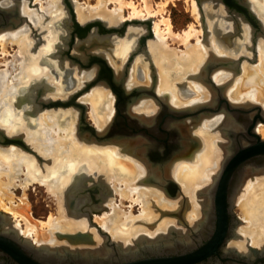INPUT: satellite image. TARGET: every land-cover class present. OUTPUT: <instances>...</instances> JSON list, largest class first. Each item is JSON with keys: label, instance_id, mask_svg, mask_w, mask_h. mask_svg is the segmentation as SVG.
Returning <instances> with one entry per match:
<instances>
[{"label": "rangeland", "instance_id": "374dc122", "mask_svg": "<svg viewBox=\"0 0 264 264\" xmlns=\"http://www.w3.org/2000/svg\"><path fill=\"white\" fill-rule=\"evenodd\" d=\"M11 1L6 0L4 4L7 2L11 3ZM20 1H21V7L24 6L25 9H27V11L29 12L33 11L34 20L32 18V13L30 12L31 16H29L28 14L29 12H28L25 15L28 17L29 23L24 22V25L21 26V28H19V29H23L24 27L27 30V32L30 33V35L28 34L27 36L26 34V37L24 36V38H26L25 41L27 44L25 45L24 48H21L20 42L9 41L8 43L5 44L6 46L4 48L6 49H4L3 44L0 41V71L7 73L6 80H5L6 86L13 85L14 88H16L17 86L19 87V85L25 86L26 84L25 82H27L26 81L27 79L24 77L22 80H17L18 78L16 77L21 67V63H22L21 57H23L20 51L25 52L24 51L25 48L28 47L29 45L31 46L30 42L32 43L33 39L34 41H36L37 39L36 32H41V34L43 35L49 31L48 35L45 34V38L48 39V45L44 46L40 50L38 58L33 57L34 56V53H33L34 50H32L33 46L29 49H26V56L28 60L27 61L28 65H27V70H26V74L28 75L27 77H30V78L33 77L35 79V82H37V80H39L41 83L45 82L44 84L45 91L43 92L42 97H47L50 100H63V101L67 100L68 101L71 99L73 95L76 96L75 101L85 105L86 122L90 125L95 126L96 128H99V129L104 128V126H106V124L109 123L113 117V114L115 112V107H116L115 100H117L116 95L112 92L109 86H106L104 82H100L97 84L94 83L90 85L89 87H87L86 83L90 82L93 79L94 75L92 74V72H88V68H82V67L80 68V66H74L75 75L79 78L80 82L77 79L76 83L74 82V84H71L72 86H69L68 84L65 83V79H64L65 72L64 70L61 69V66L64 63L63 62L64 59H68L70 61L71 58L68 57L66 54H63L65 58L60 59V56L57 54L58 52L57 49H58L59 44H61L64 49L68 48V44L67 43L64 44V38H68L69 36L68 29L66 28V25L63 22V20L67 18V15H68V9L66 7L64 0H20ZM70 1H71V5L73 9L75 10L76 18L79 22H81V24L89 20L100 18L102 20H105L107 24L111 25V24H116L118 22H121L123 20H132L134 18L133 14L131 13L133 10V5L136 6L137 10H144L146 12L145 3L148 2L149 0L147 1L146 0H123V1H120V0H110V1L108 0H70ZM120 2L121 3L125 2V3H123L124 4L123 5ZM129 2H131V4ZM149 2L152 6V11H154L153 14L145 13L143 16H140L138 18L141 20H144V19H149V17L152 16V18L150 17L149 20L150 21L152 20L151 23L152 25H154L152 26V28L154 29L153 33H154L155 38L153 40H149L147 44V50H148L147 54H150L149 59H151V62L155 68V71L152 70L151 67L150 69L151 71H153V74L156 75L154 76L156 78L155 88H157L160 82H162V78H164V71L166 73L168 72L171 74L170 80L172 83L173 82L174 83L172 85L173 87L167 86L168 87L167 89L170 90V95L169 96L166 95V96L169 102L173 103L174 96L175 98L179 96L177 91L179 90L178 92H182L183 87H184V90L189 91L190 89H192L194 93H196V88L192 85L194 84L196 80L195 78L193 79V82L191 83L188 82L189 84L186 83L184 80L183 82L185 84H183V87L181 88L178 85H176L179 79L181 78V76L182 77L184 76V78L182 79H186V80L191 79V78L190 79L187 78L188 75H191L192 72H194L193 68L190 67V64L192 63L191 58L194 55H200V54L205 56L206 53L207 54L209 53L208 48H212V46L216 48V46L212 44H208L207 42L204 41L206 40V37L209 35V33L207 31L208 29H206L205 31V29L203 28V23H202L203 18L201 19V13L198 8L199 5L197 3V0H150ZM194 2L197 5V10L199 14L198 17H196V12L194 11V5H193ZM160 3H165L164 12L163 10L161 12L158 11L159 6H156V5H159ZM257 3L260 5L261 1L257 0ZM101 5H103L102 8H101ZM47 7L49 8L48 11L46 10ZM161 17L162 18L169 17L172 23L174 34L170 35V33H168L165 29L164 31L161 30L164 35L162 36L161 41H160V38L158 39L159 33L158 32L156 33L157 31L156 22L159 23L162 19ZM250 25H246L244 27V36L243 35L241 37L235 36L234 38L231 39L232 44L229 41H226V42L224 41L225 43L224 46H226L230 51H232L234 56H238L240 54V51L242 52L245 51L248 54L249 53L251 54V59H245L242 63V71H241L240 77H243L244 75L248 74L247 72H244L246 69L249 72L252 67L257 66L258 64L256 63H258L261 57L259 55L260 53L258 52V50L255 49L254 51L252 47L249 48L250 50L249 49L246 50L247 46L245 45V43L242 42V41H247V40L249 42L250 40H252L251 38L253 37V32H252L253 27L252 25L250 27ZM190 26H194V28L197 29L199 32H197L196 34L195 32L192 33L193 36L190 37L186 41L180 40L182 39L180 38L181 36H178L176 34H180V33L183 34L185 31L190 29ZM163 28H165V25L164 23H161L160 29H163ZM16 30H18V28L15 30H7V31L13 32ZM5 31L6 30L2 32H5ZM129 35L130 34L127 32L126 36L128 37ZM242 37H244V39L240 40ZM239 41H241V43H239ZM111 42H112V45L115 46L116 42L118 41L114 39ZM125 43L121 44V47H125V51H126L128 47H126ZM51 44L54 45L53 48H51ZM97 46L100 47L99 45ZM37 47H39L40 49L41 43H39L36 47H33V48L36 50ZM93 48L88 49L87 51L90 52L92 50H96ZM102 48L105 49L104 47ZM51 50L53 51L52 53H51ZM237 50H240L239 53L237 52ZM70 51L72 55H80L82 53V51H80L77 48L75 49L71 48ZM96 51H98V48ZM111 52H113V54ZM114 54L119 55L118 47H116V49L114 48V50L105 54V57L107 56L111 65L117 68V61L113 60ZM216 54L222 55L223 53L216 51ZM228 54H231V53H228ZM141 57L143 56H138L137 60L138 61L140 60L144 63ZM143 58L147 59L145 57ZM32 63H35V64H32ZM262 63L263 65L260 64L259 68H261V65H262V70L264 72V59ZM146 67L149 68L148 65ZM217 71L218 72L215 75V79H216V76L220 74V71L225 72L228 78V79L226 78V84H228V86L233 84L232 87L235 88L236 90L238 88L242 89L241 85L237 84L240 77L238 78L236 76V75H239L240 71L239 73L235 72L233 67H226L222 70H217ZM216 80L217 82L224 81V80H219V79H216ZM196 82L200 83V85L207 88V86H205L203 81L196 80ZM252 85H256L253 87L255 88V91L259 93L260 98L258 99L253 96L252 100L248 99L249 101H247V99H245L246 102H258L264 107V95H263L264 92L262 93V90H261V88L263 89L262 86H264V82L261 83L262 85L260 86L261 88L258 86V84H252ZM47 86H49L50 90L48 89ZM63 87H64V90L62 91ZM98 88H100V90L102 91L103 89L107 90V92L109 93V97H110L109 98L110 101L108 99L109 104L107 101L106 103H103L101 105L102 107L101 106L98 107V109L100 110V116L103 117L102 119L104 122L101 126H98L96 124L91 114L92 107L94 105L95 107H97L96 106L97 103L95 102V100L97 99L95 98L94 94ZM173 88L177 89L175 90L176 91L175 94L173 92ZM108 89L110 91H108ZM184 93L186 94L187 92L184 91ZM195 95L197 94H194L193 96ZM142 99H139V100H142ZM179 99L182 100V97ZM202 99L204 98L195 97V98L184 100V101L195 102L198 100L200 101ZM20 101L21 102H18V108L16 109L18 114H16L15 116L14 115L15 111H12V113L10 114L13 116V118L12 119L9 118L8 120V121L16 122V126L13 125L14 128L11 127V129H9L8 131L12 132L13 129H16L15 131H18L19 129L21 131L23 130L25 132L23 139H25L27 144L31 145V148L32 147L33 148L29 151L19 144H10V145L0 144V155L1 156H3L4 153H16V154L20 153V159L19 161H17V163H15L16 166L13 167L12 169H9L8 172H7L8 168L3 170L0 165V182L2 184L0 185V188L2 189V191L0 190V210L6 211L7 214L12 216V218H14V220L17 221L16 224L22 223L21 227L24 229V232H26V228H27L25 219L22 217V215L18 213L16 214L14 213L19 212L27 216L32 221L35 228L27 231L26 234L32 233L34 238L36 236L35 240L37 242H51V237H50L51 235L49 233L50 226L47 224V222L49 221L52 215L54 216V218H61L62 222L66 221L65 218L70 217L69 215H67V212H65V209H64L67 207L66 209L70 213L68 206H66L67 201L62 200V197H63V193L65 194L64 192L65 188L67 186L69 187V184H71L74 178L76 176H79V174H81L82 176L89 175L88 177L93 176V178H96L97 176L96 174H98V176L104 175V177L106 178L105 181H106L109 192H106L105 189L104 191L102 189V191L107 193L106 194L107 200H105L104 203H106L108 207L104 208L103 210H101L100 213L96 214L95 216H98V217L96 218L94 216V220L104 230L108 231L109 234L113 238H115V236H119L120 238L125 239L124 237H122V235L126 234L127 231H133L134 235L131 238H129L130 240L128 239L129 240L128 242L123 241V245L126 243L127 244L133 243L134 238H136L135 236H137L136 235L137 233L139 232H140L139 234H141L142 232L150 233V231L157 228L158 225L160 226L162 219H163L161 218L162 216L161 214L163 213L162 210L163 209L170 210L174 207H170L166 204V201L164 200V198L166 197L168 199L169 197L164 195L165 193L162 192V190H160L159 188H156L157 186H155V184L152 185L151 182L148 183L147 180L144 178L141 179V177L145 176V174L141 175L142 169L141 167L137 166L138 164L137 162H140L137 157H135L134 155H130L126 151H123L122 146H119V144L117 143H103V142H93L90 140H86L84 138V135L81 134V130H80V109L72 104H69L66 106L59 105L56 107L51 106L50 108H47V107L40 108L41 105L37 106L36 104H34V107L32 106L31 108H29V105L23 101V98H21ZM246 102L243 104H246ZM184 105L185 104L180 103L177 106L182 107ZM105 107L107 108V110H105ZM110 109L112 110L111 112H110ZM3 110H4V107L2 104H0V111L3 112ZM3 116L4 115L0 116V118H2ZM211 122H212V119L206 118L204 120V123L200 125L199 130H194V131L191 130L192 133L190 136L187 135L185 132H183L185 133L184 135L185 136L184 137L185 150L183 149L184 158L182 157L183 158L182 160H175L174 162H172L170 166V170H169L170 175L177 182H179L181 188H183L182 183L176 177L177 168L180 165H186V170L187 169L190 170V166L195 167L197 164L199 163L201 164L203 153L209 149V146L213 143V140L218 135L215 133L216 129L213 126L210 127ZM262 126H264V122H259V124L256 127V131L260 134L261 137L264 136V134H262L260 130ZM28 131L29 133L33 134L36 137V141L41 140L42 138L49 139V137H51L52 139L50 141L51 148L53 147L54 150L51 149V151H41V152L37 151V148L35 147L37 146V144L35 143L31 144L30 140L29 141L27 140ZM195 134H197L196 136L199 139L200 146L198 150L195 153H193L196 147L195 146L193 147L194 142H191V140L195 138ZM191 136L193 138H191ZM61 141H64L69 146L68 150L66 149L67 154L69 155V158H78L79 160L77 161V163H81V164L84 163L83 165L86 164L85 161H89L90 163H93V165L95 166L94 167L95 171L90 170L89 172L88 171L85 172V171L79 170V172H77L78 174L76 173V175H73L74 174L73 170H71L69 167L68 169L61 168L59 165L61 162L59 159V156L55 154L56 151H60V150L66 151L64 150V148L60 147ZM217 142L219 141L217 140ZM217 146L219 147V149L221 148L218 144ZM73 148L77 149L75 153L72 152ZM109 148H111L112 150ZM222 153L223 152L221 150L220 158H223ZM110 155H112L114 159L117 158L118 162L116 163L112 159L114 161L112 163L111 158L109 157ZM191 155L192 157H190ZM63 159L64 157L62 158V161H64ZM176 159H181V158H176ZM123 160H125V162ZM218 166L219 164L215 166L213 165V167L211 168L212 170L215 171L217 170ZM62 173H64V176L60 178ZM72 175L75 177H72ZM257 178L258 177H256V179L250 178L249 183H246V186L243 189L244 191L243 193L248 192L252 195H256L260 191H264V179L260 180ZM61 179H62V182L65 179L64 186L61 187V189H57V191L53 190L52 188L50 190L49 185L52 182H60ZM87 182L88 184L93 183L91 180H87ZM129 183H131V186L133 185L137 186L139 184L142 188L145 187L146 189H150L151 193H153L154 196L151 197V199L153 200H151L149 204L148 212L143 213L144 212L143 205L139 200H137L138 196L135 193H132L130 190H128L129 188L125 187V186H129ZM120 188L121 189L124 188L123 194L121 193L122 191ZM161 194L163 195V197ZM5 195L7 197L10 196V199H8ZM245 196L244 194L239 196L240 199L236 201V204L234 205V208H233L235 214L241 220L239 224V228H238L239 232L242 233L244 236L243 242H238V243H245L247 240H250L253 244L259 245V244L264 243V239L254 240L252 233L255 232V230L258 231L260 229H264V225L259 224L257 226L254 224L253 220L251 219L252 216L255 213H257L258 211L257 208H255L251 204H250L251 209L246 208L244 210L243 207H241V204L244 207H247L249 205V203H245L243 201L245 200L244 198ZM158 197L159 199L163 198L162 201H159ZM3 200L7 204L8 207L9 206L11 207L9 209H11L14 213L11 210H10L11 212H9V209L2 208L3 203H4ZM71 211L74 212L73 210ZM109 215L113 216V220L109 221V225L101 222L100 219H105ZM167 217L172 218L171 216H165L164 218H167ZM74 219L76 220V218ZM87 227L89 228L88 224H87ZM59 228L57 229L61 231L68 230V229H63V227H59ZM35 232L38 233V235H34L36 234ZM153 232L154 231H152L151 233ZM94 235L96 236V240L99 239V241L101 242L104 241L103 238L98 236L96 232H94ZM37 236L39 237L38 240H37ZM53 236H55L56 238V234H53ZM56 239L59 242V239L58 238Z\"/></svg>", "mask_w": 264, "mask_h": 264}, {"label": "flooded vegetation", "instance_id": "af4514ba", "mask_svg": "<svg viewBox=\"0 0 264 264\" xmlns=\"http://www.w3.org/2000/svg\"><path fill=\"white\" fill-rule=\"evenodd\" d=\"M227 3H229V6L225 5L222 2L216 4L215 2L212 1H206V2L204 1L202 5V9H200V6L198 7L201 13V19L203 18L204 20V22H202L203 28L205 29V31L206 29H208L207 31L209 33V35L206 37V40L204 41L210 44L214 37L213 34L217 32L219 33L218 36L222 38L225 42L226 41L231 42L232 41L231 39L234 38L235 36L236 37L239 36L241 37L242 35L244 36V27L250 24L253 27L252 29L253 37L251 39L255 40V36L261 33V30H259L261 19L259 18L258 14L255 12L253 6L251 5V0H229ZM246 9L249 10L248 14L250 16H248L247 11L245 12ZM209 13L211 15L213 13L214 14L212 15V17H210ZM225 18L228 20V23L227 21L224 22V20H226ZM213 19L216 20L213 21ZM84 23L85 22H83L82 24ZM254 23H257L256 26ZM116 24H111V25H116ZM211 24H214L215 27H209V25ZM23 25L24 23L18 26L17 28L19 29ZM138 25L144 26L146 30L142 32V34L138 35L136 41L133 38H131L130 42H127L126 40L128 39L129 36H131V33L134 31L135 28H137ZM66 28L68 29L69 36L68 38H64V44L67 43L68 48L64 49L62 45L59 44L57 51H59V53L61 52L60 55L63 58H65L63 54L67 55V52L71 54L70 51L71 48L73 49L77 48L80 51H82V53L80 55L71 54V56L74 57L73 60L71 59L69 61L68 59H64L63 62L66 65L63 63L62 65L63 67L61 66V69L64 70L65 72L64 77L65 78L67 77V71L65 70L66 67H72L73 69L75 68L74 66H80V68L81 67L88 68V72H92L94 75L93 79L90 82H94V81H97V83L104 82L105 85L109 86V88L117 97V100H115L116 109L113 114L112 120H115V118L118 119V117L120 121L124 122V120H126L127 126L129 127L128 132L130 133V135L138 136L137 138L135 137V139L133 140H127V142H125L126 140L122 139L121 141L123 142V145L122 144L120 145V143H117V140L115 139L119 137L99 139L88 130L86 124L80 123L81 134L84 135V138L86 140H90L93 142H103V143H117L119 144V146H122L123 151H126L130 155H134L135 157H137L138 160H141L145 164V166L147 167L152 166L154 168L161 169L162 172H164V170L166 171L168 168H169L168 170H170L171 165L169 164H172V162H174L175 160H182L184 158L183 151L185 150V148L182 143L185 140L184 139L185 133L189 135V133L190 134L192 133L191 130L192 131L199 130L200 125L204 123V120L206 118L214 119L219 117V115H226L227 113H231L234 117L233 120L236 121V124H239L238 132L236 131V133H232V132L229 133L230 135L229 139L231 141V151L230 153H227L225 156H223V158H221L217 170H215L214 173L212 174V176L214 175L213 177H215L214 179L215 181H213L211 188L209 190V194L211 193V190L213 191L211 198L208 196L211 202L206 207H203L202 219H200L199 222L194 227H191V229L188 231L187 234L186 233L179 234L176 232L175 229H172L171 233L169 234V237H164V238L162 237V239H160L159 244L147 243L145 245L143 244L139 246L138 243L136 247L134 245L133 247H130V249L131 248L134 249L133 251H131L130 249L127 250L123 248L122 245H119L121 242H117L109 234L108 231L104 230L94 220V216L100 213L101 210L104 209L103 208L100 211L97 210L99 207H101V205L106 204L104 203V201L107 200L106 192L109 191L108 188H105L106 192H103L101 190L100 194H98L99 191H96L97 190L96 187H98V185L96 184L97 182H93L92 180L93 183L86 185L83 184L82 186L86 187V189L92 188L93 192L94 191L95 192L93 193L89 191V195H90L88 200L89 203L87 205L81 203L82 206L79 207L82 208L85 213L89 229L88 230L79 229L70 232L64 231V232L56 233V238L57 237L60 238L59 236L60 233L71 234L68 240H70L71 238L79 239L80 235H83L85 237L89 236L90 239L93 238V240L91 239L92 241L88 239L90 242L89 244L86 243L87 245H89L88 246L90 248L88 249L89 252L86 249H82L81 251H79V247L78 250L62 249L63 247L68 248L69 246H71V244L67 242L54 243V245L53 243L51 244V242H37L33 237V234H26L24 232V229L21 227L22 223L16 224L17 221L14 220L12 216L7 214L6 211L0 210V264H36V263L51 264V254L53 255L52 257L55 260H58L57 264H95L96 262L100 261V259H103L104 256H107L109 253L118 255L124 252L125 254L134 255V257L139 256V259L159 258V257L175 258L179 256H189L191 259V262L190 261L187 262L183 258L182 261L180 260H178L177 262L170 261L168 263H165L166 261L157 260L155 262L156 264H178V262H183L184 260L186 262L185 264H264V243L259 245L253 244L250 240H247L245 243H243L244 246L240 245L241 243H238V242H243L244 236L242 233L239 232L238 229L241 220L233 210L234 205L236 204L237 201V197H235V193L238 191L242 183V178H244V175L247 172V170L246 172L244 170L246 166L247 168L251 169L248 172L252 173L251 175L252 178L255 179L256 177H258L257 179L260 180L264 179V153L261 154L260 156L254 157L253 159H249V162L247 163H242L241 158H238L237 156L239 155L238 153H240L242 148L247 149L248 147L255 145L257 138L254 134L255 133L259 134L256 131V127L259 124V122H264L263 121L264 112L257 110L247 102L246 104H243L245 102H237L238 104L235 102H231V100L228 98L226 94V88L228 87V84H226V80H224L225 82L224 81L217 82V80L215 79V74L216 72H218L217 70H222L226 67H233L235 72L241 71L242 63L244 61V59L240 56L241 54L235 57L234 55H216V54L210 55L209 53L210 57L213 58L214 56L218 57V59L217 58L215 59L216 61L214 60L213 62H210L211 66L213 63L212 70L209 71L208 67H206L205 69L202 68V70L192 72L191 75H193L196 80L203 81L205 86H207V89H209V91L212 90L211 92L213 93V96L211 95L212 97L210 98L206 97L200 101L198 100V102L197 101L193 103L190 102V104H186L187 106L184 105L181 107V106H177L176 104L170 103L166 96L167 94H163L162 96L155 88L156 78L154 76L156 75L153 74V71H151L150 65L152 70L155 71V68L151 62V59H149L150 54H147L148 53L147 44L149 40H153L155 38L152 28L151 31L153 33V36L151 37H149L150 35H149V31L147 30L146 24H135L133 28H127L126 33L125 32L121 33V36H111L112 33L102 32L96 26V27H92L90 32L88 31L89 35L87 37L78 38L77 33H74L75 41L72 43L71 47H69V44L72 41L71 32H73L75 28L74 26L69 27L67 25ZM95 29L97 33H95ZM127 32L130 34L128 37L125 36ZM36 34H37L36 41H34L33 39L32 43L30 42L31 46L29 45L30 47L28 46V49L31 48L32 46L36 47L39 43H41V48L39 49V47H37L38 50L37 48L35 50L32 47V50H34L33 51L34 56L33 55L32 56L38 58L40 50L44 46L48 45V39L45 38V34L48 35L49 31L43 35L41 34V32H36ZM92 34L97 35V37L96 36L91 37ZM211 35L213 36L212 38ZM114 39L118 41L116 42L115 46H113L111 42ZM242 39L243 37L240 40ZM123 43H125L126 47H128L126 51H125V47H121V44ZM239 43H241V41H239ZM97 45H99L100 47H98ZM116 45H118L119 54L120 55L122 54L121 56L116 54L113 55V60L117 61V68L111 65L107 56L105 57V54L112 51V49L114 50V48H116ZM102 47H104L106 50L105 49L103 50ZM91 48L96 50L98 48V51L92 50L88 52L87 50ZM122 50L125 51L124 54ZM131 55H132V60L130 61L128 58ZM138 56H143L148 60L141 57L142 60L144 61L143 63L142 61L137 60ZM232 57L234 59H232ZM224 58L230 59L232 63L228 64L229 60H225ZM101 60H104L105 62L101 63ZM135 62H136L135 72L136 74L139 75L137 80L139 84L137 83L136 85L134 84L128 85V83H126L125 81H127V77L130 72V69ZM118 64L120 67L118 66ZM147 65H149L148 69L146 67ZM92 67L94 68L92 69ZM140 68L143 70L146 68L150 73L151 79L149 80V84L147 85L140 83V81L146 80L145 78L144 79L140 78V73H139L141 72ZM107 69L111 70L113 76H109L111 73ZM206 69L208 70V72ZM202 73L204 76H202ZM27 76H28L27 74L24 76L27 79L26 81L28 82L25 84V86L24 85H21L19 87L17 86V88H14L11 93L7 94L6 96L2 95L0 97V102L3 105L5 111L4 116L0 119V128L4 129L5 132H7L11 136H19L20 134H22L23 136L25 135L24 131L23 130L21 131L20 129L18 131H15L16 129H13L12 132L10 131L8 132V130L11 129V127L14 128L13 125L16 126V122L8 121L9 118L10 119L13 118V116L9 112L15 111L14 114L15 116L16 114H18L16 109L18 108V102H21L20 101L21 98H23V101L29 105V108H31L32 106L34 107V104L39 106L42 103V101L44 102L47 101L46 99H48L47 97H42L43 92L45 91V85H44L45 82L41 83L39 80L35 82V79L33 77L30 78ZM108 77H110V80H108ZM204 77L207 79H204ZM212 82L214 84H217L218 87L214 86ZM47 87L49 89V86ZM119 92H122L121 97L118 96L117 94ZM142 98L150 99L154 102V106L156 107V111L155 113H153L154 116L151 117V115L150 116L148 115V117L147 116L144 117L142 113L136 111L135 107L139 103H141V101L144 100ZM12 102L14 104H12ZM254 103H258V102H254ZM161 114H163L164 117L163 115L162 117H157L158 115L161 116ZM182 115L183 116L186 115V116H184L183 118H179V116ZM254 122L256 123L254 124ZM108 124L109 123H107L106 126ZM216 127L218 128V135H222L221 132H223L222 131L223 127L221 126V124L217 125ZM104 128L102 129L96 128V129L103 130ZM182 132L185 133L182 134ZM196 135L197 134H195V140H198V142L193 144V147L194 146L196 147L193 153H195L200 146L199 139ZM2 140L3 138L0 137V144L6 145L2 142ZM175 141L180 142L179 143V145L181 144L180 148H175L176 150L173 153L171 152V155L169 154L170 156H167L166 149H168L169 147L168 143L171 142L170 144H172ZM8 144L10 145V144H18V143L11 142ZM221 144L224 143L221 142ZM225 152L223 151L222 155H224ZM192 155L190 157H192ZM176 158H181V159H176ZM231 161L234 163H232ZM228 169L230 170L229 172L230 174L228 175V177L225 178L226 176L225 172H227ZM163 175L166 179L165 180L163 179L161 182L151 181L150 179L148 180V178H147V182L150 181L152 184H155V186L161 187L164 190L166 196L169 195V198H171V196L173 197L176 191H178L177 190L178 185L174 183V181L176 180L171 175H170L171 177L169 175L168 177L165 176V174ZM243 189L244 188H242L240 191L242 192ZM96 194H98V196H96ZM174 201H177V199L174 198ZM189 201L190 200L188 199V203L184 202V204L182 203L183 205L180 203L179 206L177 205L170 210L163 209L161 218L164 219L165 216H169V215L172 218L178 217L179 222L183 224L185 220L182 219L181 217H183L186 211H190L192 208L191 201L190 202ZM72 205L73 203L70 204L69 206L70 214L67 213V215H69L70 217L73 216L76 219L78 218L80 219V216L77 213L71 211ZM89 212L91 214L90 218H89ZM178 220L176 219V223L178 222ZM5 223L10 224V227L6 228ZM94 232H96L97 235L103 238L104 240L103 245L106 249V252L100 256L98 254V251L94 250V248L91 247L96 243V239L94 238V234H93ZM82 242L83 241L79 243ZM12 244L13 246L16 247L15 249L11 248ZM146 245H150V246L147 247ZM51 246H55L56 248L51 249ZM85 252L88 253L85 254Z\"/></svg>", "mask_w": 264, "mask_h": 264}, {"label": "bare ground", "instance_id": "6f19581e", "mask_svg": "<svg viewBox=\"0 0 264 264\" xmlns=\"http://www.w3.org/2000/svg\"><path fill=\"white\" fill-rule=\"evenodd\" d=\"M108 1H110V0H108ZM120 1H123V0H120ZM147 1V0H146ZM150 1V0H149ZM146 2L145 3V9H146V12L144 11V10H137V8H136V6H134L133 5V10H132V14H133V19L131 20V21H133L134 19L135 20H140V21H144V20H147V21H150L149 19H150V17L152 18V16H150L149 17V19H144V20H141V19H139L138 17H140V16H143L145 13H148V14H153V12L154 11H152V6H151V4H150V2ZM144 2V1H143ZM99 3V2H98ZM109 3V2H108ZM121 3V2H120ZM123 3H125V2H122L121 4H123ZM130 4H131V2H129ZM128 3V4H129ZM5 4H10L9 2H7V3H5ZM129 4V5H130ZM132 4H133V2H132ZM158 4V3H157ZM96 5H98V4H96ZM100 5V4H99ZM124 5V4H123ZM193 5H194V11L196 12V17H198L199 16V14H198V10H197V5H196V3L194 2L193 3ZM156 6H159V8H158V11L159 12H161L162 10H163V12H164V7H165V3H160L159 5H156ZM100 7V6H99ZM98 7V8H99ZM103 7V5H101V8ZM122 7V6H121ZM132 7V6H131ZM92 9V8H91ZM21 10H22V12L24 13V14H27L29 11H27V9H25V7L24 6H22L21 7ZM47 11L49 10V8L47 7V9H46ZM59 10V9H58ZM258 10V9H257ZM157 11V12H158ZM13 12V11H12ZM31 13H32V18H33V20H34V17H33V11H30ZM30 12L28 13L29 14V16H31L30 15ZM147 14V15H148ZM214 14V13H213ZM212 14V15H213ZM63 15V14H62ZM209 15H210V17H212V15L209 13ZM61 17V16H60ZM214 17V16H213ZM132 18V17H131ZM162 18V17H161ZM217 18V17H216ZM226 19V18H225ZM214 20H216V19H213V21ZM45 21V20H44ZM152 21V20H151ZM158 21V20H157ZM209 21H210V19H209ZM227 21V23H228V20L226 19V20H224V22H226ZM79 23H81V22H79ZM161 23H164V25H165V28H163V29H160V24ZM43 24H45V23H43ZM209 24H210V22H209ZM42 25V24H41ZM40 25V26H41ZM38 26V25H37ZM133 24H131V25H129L127 28H133ZM152 26H154V25H152ZM152 26H151V28H152ZM209 27H215V25L214 24H211V25H209ZM17 28V27H16ZM16 28H14V29H7V30H15ZM27 28V27H26ZM40 28V27H39ZM162 28V27H161ZM156 29H157V31H156V33L158 32L159 33V35H158V39L160 38V41H161V38H162V36L164 35L163 34V32L162 31H164V29L168 32V33H170V35L171 34H174V32H173V28H172V23H171V21H170V19H169V17H163L162 19H161V21L158 23V22H156ZM5 31V32H0V41L2 42V44H3V48L6 46L5 44L6 43H8L9 41H17V42H20V46H21V48H24L25 47V45H27L26 44V41H25V39L26 38H24V36L26 37V34H27V36H28V34L30 35V33H28L27 32V30L23 27V29H18V30H16V31H13V32H11V31ZM133 30V29H132ZM145 30V27L144 26H137V28H135L134 29V31L131 33V36H129L128 37V39L126 40L127 42H130V39L131 38H133L135 41L137 40V38H138V35H140V34H142V32ZM162 30V31H161ZM215 30V29H214ZM4 31V30H3ZM130 31H131V29H130ZM152 31H154V29L152 28ZM166 32V33H167ZM195 32V34L197 33V32H199L197 29H195L194 28V26H190V29L189 30H187V31H185L183 34L182 33H180V34H176V35H178V36H181L180 38H182V39H180V40H183V41H186V40H188L190 37H192L193 36V34L192 33H194ZM165 33V34H166ZM192 34V35H191ZM89 35V33L87 34V36ZM91 36V35H90ZM126 36V35H125ZM124 36V37H125ZM173 36V35H172ZM114 38V37H113ZM127 38V37H126ZM165 38V37H164ZM178 38V37H177ZM264 38V37H263ZM263 38H261L260 37V39H258L257 40V42H259V44H260V41L261 40H263ZM166 39V38H165ZM123 40V39H122ZM122 40H121V42H122ZM208 40V39H207ZM180 42V41H179ZM201 42V41H200ZM212 42H213V44L216 46V48H217V50H219V52L220 53H223V54H228V53H231L232 54V51H230L226 46H224V40L222 39V38H220L219 36H218V34L217 33H214V37H213V39H212ZM259 44L257 43V45H255L254 47H255V49L256 50H259ZM53 46L54 45H52L51 44V48H53ZM125 46V45H124ZM262 46H263V44H262ZM116 47H118V45L116 46ZM140 47V46H139ZM4 49H6V48H4ZM26 49H28V47H26L25 48V52H23V51H20V53L23 55V57H21V60H22V63H21V67H20V70H19V73L17 74V80H22L23 79V77L26 75V70H27V65H28V63H27V56H26ZM116 49V48H115ZM249 49V48H248ZM104 50V49H103ZM111 50V49H110ZM113 50V49H112ZM236 50V49H235ZM246 50H247V48H246ZM140 51V50H139ZM239 51L240 50H237V52L239 53ZM53 51L51 50V53H52ZM208 52L210 53V55H214L215 54V52H214V50L212 49V48H208ZM259 52V51H258ZM56 53V52H55ZM112 54H113V52H111ZM110 53V54H111ZM122 53V52H121ZM123 53H124V51H123ZM218 53V52H217ZM57 54H61V52L59 53V51L57 52ZM197 54V53H196ZM236 54V53H235ZM241 54V55H240ZM240 56L245 60V59H248V57H249V55H248V53L247 52H242V51H240ZM250 54V53H249ZM122 55V54H121ZM120 54H119V56H121ZM210 55L209 54H205V56L204 55H194L192 58H191V60H192V63L190 64V67H192L193 68V71H199V70H202V68H203V64H205V61H210V62H212V61H214L216 58L214 57H210ZM243 55V56H242ZM260 55V54H259ZM57 56V55H56ZM240 57V58H241ZM55 58H57V57H55ZM60 58H63L61 55H60ZM121 58V57H120ZM232 59H234L233 57H232ZM259 59V58H258ZM183 61V60H182ZM216 61V60H215ZM146 62V61H145ZM190 62V61H189ZM224 62H226V61H224ZM260 62H261V57H260V59H259V64H260ZM121 63V62H120ZM180 63V62H179ZM182 63V62H181ZM231 64L232 62H231V60H229L228 61V64ZM32 64H35V63H32ZM183 64V63H182ZM185 64V63H184ZM187 64V63H186ZM211 64V63H210ZM224 64V63H223ZM239 64V63H238ZM143 65V64H142ZM150 65V64H149ZM148 65V66H149ZM177 65H178V63H177ZM212 65H213V63H212ZM241 65V64H240ZM118 66H119V64H118ZM139 66V65H138ZM120 67V66H119ZM150 67H151V65H150ZM255 67V68H254ZM254 67H252L251 68V70L248 72V70L246 69L244 72H247L248 74L247 75H244L243 77H240L241 76V71H242V69H241V71H240V73H239V75H236L238 78L240 77V79L238 80V83L237 84H239V85H241V87H242V89H240V88H238L237 90L235 89V88H233L232 86H233V84H231L230 86H228L227 88H226V94H227V96H228V98L231 100V102H235V103H237V102H246V100L245 99H247V101H249L248 99H253L252 97L254 96V97H256V98H260L259 97V93L257 92V91H255V88L253 87V86H256V85H252V84H258V86L260 87V86H262L261 85V83H263L264 82V72H263V70L261 69V68H259V65H257V66H254ZM94 67H92V69H93ZM141 69V68H140ZM148 69V68H147ZM146 68L143 70V69H141V72H139L140 73V78H142V79H146L147 81H149L150 79H151V77H150V73H149V71L147 70ZM179 69V68H178ZM205 69V68H204ZM65 70L67 71V77L65 78L64 77V79H65V83L66 84H68L69 86H72L71 84H74V82L76 83V81H77V79H78V81L80 82V80H79V78L75 75V72H74V69L72 68V67H66L65 68ZM207 70V69H206ZM205 70V71H206ZM56 71V70H55ZM115 71V70H114ZM119 71V70H118ZM130 73L128 74L129 76H131V75H133L134 74V66L133 67H131V69H130ZM182 71H183V69H182ZM204 71V70H203ZM57 72V71H56ZM117 72V71H116ZM207 72H208V70H207ZM115 73V72H114ZM204 73V72H203ZM203 73H202V76H204L203 75ZM217 73V72H216ZM231 73V72H230ZM250 73V74H249ZM6 72H3V71H0V97L3 95V96H6L7 94H9V93H11L12 91H13V85H11V86H6V84H5V80H6ZM59 74V73H58ZM93 74V73H92ZM91 74V75H92ZM61 75V74H60ZM88 75V74H87ZM184 75V74H183ZM206 75H207V73H206ZM205 75V76H206ZM216 75V74H215ZM250 75V76H249ZM170 76H171V74L170 73H166L165 71H164V78H162V82H160V84L157 86V90L160 92V94L163 96V94H167L168 96L170 95V90L169 89H167L169 86H172L173 85V83L171 82V80H170ZM179 76V75H178ZM186 77V76H185ZM231 77H232V75H231ZM235 77V76H234ZM236 77V78H237ZM175 78V77H174ZM182 78H184V76L182 77L181 76V80L179 79V81L177 82V84L176 85H178L180 88L181 87H183V84H185L183 81L185 80V82L186 83H191V82H193V79H194V76L193 75H188L187 76V78H191L190 80H186V79H182ZM226 78H227V75L225 74V72H221L220 71V74L218 75V76H216V79H219V80H226ZM230 78V77H229ZM172 79H173V77H172ZM203 79V78H202ZM204 79H207V78H205L204 77ZM228 79V78H227ZM58 81V80H57ZM143 81V80H142ZM60 82V81H59ZM58 82V83H59ZM78 82V83H79ZM206 82V81H205ZM225 82V81H224ZM25 83H28V82H25ZM188 83V84H189ZM233 83H235V82H233ZM14 84H15V82H14ZM139 84V83H138ZM144 84V83H143ZM219 84H221V83H219ZM175 85V86H176ZM195 88H196V93H194V91L192 90V89H190L189 91H187V90H184V87L182 88V92H178L177 91V93H178V95L179 96H181L182 97V100H180L179 98H181V97H179V96H177L176 98H175V96H174V101H173V104H176V105H179L180 103H182V104H190V102L189 101H184V100H189V99H192V98H195V97H200V98H206V97H208V98H210V97H212L213 96V93L211 92V91H209V89H207L206 87H204V86H202V85H200V83H197L196 82V80H195V82H194V84H192ZM15 86V85H14ZM20 86V85H19ZM168 86V87H167ZM185 86V85H184ZM187 86V85H186ZM211 86V85H210ZM105 87V86H104ZM173 87V86H172ZM222 87V86H221ZM258 87V88H259ZM263 87V89L261 88V90H262V93L264 92L263 90H264V86H262ZM17 88V87H16ZM52 88V87H51ZM209 88H211V87H209ZM215 88V87H214ZM53 89V88H52ZM219 89V88H218ZM19 90V89H18ZM49 90H50V88H49ZM64 90V87H63V89H62V91ZM172 90V89H171ZM175 90H177V89H175V88H173V92H174V94H175ZM222 90H223V88H222ZM16 91V90H15ZM20 91V90H19ZM18 91V92H19ZM48 91V90H47ZM56 91V90H55ZM108 91H110L109 89H108ZM184 91L185 92H187L186 94L184 93ZM38 93V92H37ZM183 93V94H182ZM41 94V93H40ZM59 94V93H58ZM94 94V93H93ZM194 94H197V95H195V96H193ZM113 95V94H112ZM212 95V96H211ZM235 95V96H234ZM264 95V94H263ZM94 96H95V98L97 99V100H95V102L97 103L96 104V106L97 107H95V105L92 107V110H91V114H92V118H94V121L96 122V124L98 125V126H101L104 122H103V117H101L100 116V110L98 109V107H100L103 103H106L107 101H108V99L110 98L109 97V93L107 92V90H104L103 89V91L102 90H100V88H98L97 90H96V92H95V94H94ZM105 96H106V98H105ZM105 98V99H104ZM154 98V97H153ZM91 99V98H90ZM105 101H104V100ZM6 101H8V100H6ZM5 101V102H6ZM109 101H110V99H109ZM109 101H108V104H109ZM138 101V100H137ZM136 101V102H137ZM204 101H206V100H204ZM11 102V101H10ZM198 102V101H197ZM193 103V102H192ZM0 104H1V102H0ZM12 104H14L13 102H12ZM40 104V103H39ZM133 104V103H132ZM159 104V103H158ZM238 104V103H237ZM124 105V104H123ZM144 107H145V109L144 110H146V111H144L145 113H147L149 116L151 115V117L152 116H154V114L153 113H155V111H156V107L154 106V102L152 101V100H149V101H147L146 103H143L142 104ZM171 105V104H170ZM197 105V104H196ZM9 106V105H8ZM187 106V105H186ZM219 106V105H218ZM102 107V106H101ZM13 108H14V106H13ZM116 109V108H115ZM5 110H8V109H5ZM105 110H107V108L105 107ZM157 110H159V109H157ZM168 110H170V109H168ZM112 110L110 109V112H111ZM4 110H3V112H1L0 111V116H2V115H4ZM9 113H12L11 111L9 112ZM8 114V113H7ZM162 115L163 114H161V116L160 115H158L157 117H162ZM147 116V115H146ZM164 116V115H163ZM148 117V116H147ZM115 118V117H114ZM223 118V119H222ZM233 115L231 114V113H227L226 115H219V117H217V118H214V119H212V122L210 123V127L211 126H213L215 129H216V131H215V133L216 134H218V128L216 127L217 125H220L221 124V126L223 127V129H222V131L223 132H221L222 133V135L221 136H219V135H217V137L213 140V143L209 146V149L206 151V152H204L203 153V157H202V160H201V164L199 163V164H197L195 167H191L190 166V170L189 169H187L186 170V165H180V166H178V168H177V171H176V177H177V179L179 180V181H181V183H182V187L183 188H181V186H180V184H179V182H176V181H174V183L175 184H177L178 185V191H176V193H175V195L172 197L171 196V198L169 199H167L165 196V198H164V200L166 201V204L168 205V206H170V207H175V206H179V204L181 203H183L184 204V202H186V203H188V199L191 201V206H192V208H191V210L190 211H186L185 212V214L183 215V217H181L182 219H184L185 220V222H183V224L182 223H180L179 222V218L178 217H175L177 220H178V222L176 223V219L175 218H169V217H167V218H164L163 220H162V222H161V224H160V226L158 225L157 226V228H155V229H153V230H151L150 231V233H147V232H142L141 234H139V233H135L137 236H135L136 238H134V241H133V243H131V244H124L123 245V241L124 242H128L130 239L129 238H131L133 235H134V233H133V231H127L126 232V234H124V235H122V237H124L125 239H123V238H120L119 236H115V238L114 239H117L116 241L117 242H121L122 243V246H123V248H125V249H130V247H133V245L136 247L137 246V244L139 243V246L140 245H145V244H147V243H157V244H159L160 243V239H162V237L164 238V237H169V234L171 233V230L172 229H175L176 230V232L177 233H179V234H183V233H188V231L191 229V227H194L198 222H199V220L200 219H202V212H203V207H206L211 201H210V198H211V196H212V190H211V193L209 194V190H210V188H211V185H212V183H213V181H215L214 179H215V177H213L212 176V174L214 173V170H212V168L211 167H213V165L215 166V165H218L219 163H220V156H221V150H222V152L224 151H226L225 153H224V155L223 156H225L227 153H230V151H231V141H230V139H229V133L230 132H232V133H236V131L238 132V126H239V124H236V121L235 120H233ZM1 119V118H0ZM207 119H209V118H207ZM184 120V119H183ZM148 121V120H147ZM168 121H169V119H168ZM113 122V120L111 119V121L109 122V124L107 125V126H105V128L103 129V130H105L106 128H108L110 125H111V123ZM171 124V123H170ZM180 124H182V123H180ZM179 125V124H178ZM184 126V125H183ZM2 127V126H1ZM169 127V126H168ZM261 128V127H260ZM8 129V128H7ZM172 129V128H171ZM220 129V128H219ZM96 130H98V129H96ZM102 130V131H103ZM221 130V129H220ZM261 130V132H262V134H264V126H262V128L260 129ZM98 131H100V130H98ZM175 131V130H174ZM213 131V130H212ZM9 132V131H8ZM25 133V132H24ZM176 133V132H175ZM31 133H29V131H28V141L30 140V143L31 144H37V146H35L36 148H37V151H39V152H41V151H51V149L52 150H54L53 149V147L51 148V137H49V139H44V138H42L41 140H38V141H36V137L33 135V134H31ZM71 134V133H70ZM182 134H183V132H182ZM168 136V135H167ZM176 136H177V134H176ZM165 139V138H164ZM217 140L219 141V142H217ZM179 141V140H178ZM178 141H175V142H173L172 144H170L171 142H169L168 143V149H166L167 150V156H170L171 155V152L173 153L176 149L175 148H180V146H181V144L179 145V143L180 142H178ZM261 142H264V136H262V140H260ZM131 142H133V141H131ZM221 142L222 143H224V144H221ZM27 143V142H26ZM256 143H258V142H256ZM255 143V145H258V144H256ZM58 144V143H57ZM60 144V143H59ZM183 144V146H184V142L182 143ZM187 144V143H186ZM217 144L221 147L220 149H219V147L217 146ZM29 145V144H28ZM38 145H39V147H38ZM263 144L261 143L259 146H262ZM30 146V148H29V150H31L32 148H31V145H29ZM41 146V147H40ZM126 146V145H125ZM60 147L61 148H64V150H68V148H69V146L67 145V143H65L64 141H61V144H60ZM159 148V147H158ZM182 148V147H181ZM108 149V148H107ZM109 149H111V148H109ZM170 149H173V150H170ZM67 150L66 151H62V150H60V151H56V155H58L59 156V159H60V167L61 168H67L68 169V167L71 169V170H73V175H76V173L77 172H79V170L80 171H93L94 170V165H93V163H90L89 161H85V165H83V164H81V163H77V161L79 160L78 158H69V155L67 154ZM112 150V149H111ZM246 150V148H242V151H245ZM35 151V150H34ZM77 151V149H75V148H73V150H72V152L73 153H75ZM104 151V150H103ZM60 152V153H59ZM66 152V153H65ZM97 152V151H96ZM91 153H93V152H91ZM252 154H247V155H245L244 156V154H242L241 155V157H239V158H245V157H250V156H255V155H258V154H260V153H258V151H252L251 152ZM170 154V155H169ZM263 154V153H262ZM119 156V155H118ZM162 156V155H161ZM166 156V157H167ZM64 157V161H62V158ZM78 157V156H77ZM110 158H111V162L113 163L114 161L117 163L118 162V159L117 158H113V156L112 155H110L109 156ZM168 158V157H167ZM19 159H20V153L19 154H16V153H4L3 154V156H1L0 155V165H1V168L3 169V170H5V169H7V172L9 171V169H12L13 167H15L16 166V164L15 163H17V161H19ZM114 161H113V160ZM136 160V159H135ZM173 160V159H172ZM109 161V160H108ZM124 162H125V160H123ZM138 161V160H137ZM140 162H137L138 164H137V166H139V167H141V169H142V172H141V175H144L145 174V176H143V177H141V179H146L147 180V178H148V180L150 179L151 181H162L163 179L165 180L166 178L164 177V175L163 174H165V176H167L168 177V175L170 176V173H169V168L165 171L164 170V172H162V170L161 169H158V168H154V167H152V166H150V167H147V166H145V164L141 161V160H139ZM13 163H14V165H13ZM127 163V162H126ZM170 163V162H169ZM232 163H234V162H232ZM232 163H231V165H232ZM77 164V165H76ZM122 164V163H121ZM134 164V163H133ZM250 164H252V163H250ZM169 165H171V164H169ZM191 165H193V164H191ZM47 166V165H46ZM76 166V167H75ZM168 166V165H167ZM44 167V166H43ZM87 167H89V168H87ZM245 167V166H244ZM34 169H35V167H34ZM230 169V168H229ZM228 169V171L227 172H225V174H226V176H225V178L226 177H228V175L230 174L229 172H230V170ZM245 170V172H246V170H247V172H246V174L244 175V178H242V183H241V185H240V187H239V189H238V191L235 193V197H237V200H239L240 198H239V196H241L242 194H244V198H245V200H243L245 203H249V205L247 206V207H244L242 204H241V207H243V209L245 210L246 208L247 209H251L250 208V204L252 205V206H254L255 208H257V213H255L253 216H252V220H253V222H254V224L255 225H259V224H263L264 225V191H260L258 194H256V195H252V194H250V193H248V192H246V193H243L244 191L242 190V192L240 191L242 188H245V186H246V183H249V180H250V178H252L251 177V175H252V173L250 174L248 171H250L251 169H249V168H247V166H246V168L244 169ZM95 171V170H94ZM172 171V170H171ZM218 171H219V169H218ZM6 172V171H5ZM110 173H112V172H110ZM78 174V173H77ZM47 175V174H46ZM61 175V174H60ZM59 175V176H60ZM72 175V177H75V176H73ZM97 176H96V178H93V176L92 177H88V175H84V176H82L81 174H79V176H76L75 178H74V180L71 182V184H69V187L67 186L66 188H65V194L63 193V197H62V200H65V201H67V202H72L73 203V205H72V208H71V210H73L74 211V213H76L77 212V214L80 216V219L78 218V219H74V217L72 218V217H69V218H65V220L66 221H63L62 222V219L61 218H54V216L52 215L51 216V218L49 219V221L47 222V224L50 226L49 227V233H50V237H51V242L53 243V245H54V243H62V242H67V243H69V244H71V246H69L68 248L67 247H63L62 249H67V250H69V249H71V250H78V247H79V251H81L82 249H86L87 251H88V249H90L88 246L89 245H87L86 243H90L89 242V240H93V238H91L90 239V237L89 236H83V235H80L79 236V239L78 238H71L70 240H67V239H65V238H63V239H60V238H58L59 239V242L57 241V239L55 238V236H53V234H56L57 232H64V231H61V230H59L60 228L59 227H63V229H68L67 231H74V230H88L89 228L87 227V224H88V222H87V220H86V216H85V213H84V211H83V209L82 208H79L81 205V203H84L85 205H87L89 202H88V200H89V197H90V195H89V189H87L86 191H84V189H82V185H83V183H82V181H83V178H84V181L88 184V182H87V180H93V182H97L96 184L98 185V187H96L97 188V190L96 191H99L98 192V194H100V192H101V190L103 189V191H104V189H105V187H104V185L103 184H105V177H104V175L103 176H98V174H96ZM114 175V174H113ZM10 176V175H9ZM64 176V173H62V175H61V177L60 178H62ZM71 176V175H70ZM71 178V177H70ZM86 179V180H85ZM256 179V178H255ZM168 180V179H167ZM225 180V179H224ZM239 180V179H238ZM64 181H65V179L63 180V182H62V179H61V181L60 182H52L50 185H49V188H50V190H51V188L53 189V190H55V191H57V189H61V187H63L64 186ZM260 181V180H259ZM77 182H79V183H77ZM137 182V181H136ZM135 182V183H136ZM150 182V181H149ZM148 182V183H149ZM166 182V181H165ZM169 182V181H168ZM140 183V182H139ZM0 185H2L1 184V182H0ZM144 185V184H143ZM153 185V184H152ZM96 186V185H95ZM126 188H129L128 190H130L132 193H135L137 196H138V198H137V200H139L141 203H142V205H143V213H145V212H148V209H149V204H150V202H151V200H153V199H151V197L152 196H154L153 195V193H151V190L150 189H146L145 187L144 188H142L139 184L137 185V186H131V183H129V186H125ZM163 187V186H162ZM149 188V187H148ZM151 188V187H150ZM156 188H159L160 190H162V192H164V190L161 188V187H156ZM180 188H181V190H180ZM86 189V188H85ZM99 189V190H98ZM121 189V188H120ZM0 190L2 191V189L0 188ZM95 190V189H94ZM88 191V192H87ZM121 193L123 194V191H124V188L123 189H121ZM240 191V192H239ZM92 192H93V190H92ZM95 192V191H94ZM93 192V193H94ZM98 194H96V196H98ZM168 194V193H167ZM162 195V194H161ZM164 195H166V194H164ZM238 195V196H237ZM6 196V195H5ZM125 196V195H124ZM158 196V195H157ZM208 196L210 197V198H208ZM7 197V196H6ZM162 197H163V195H162ZM167 197H169V196H167ZM8 199H10V196H8L7 197ZM95 198V197H94ZM174 198H176L177 199V201H173L174 200ZM249 198V199H248ZM98 199V198H97ZM97 199H95V200H97ZM135 199V198H134ZM161 199V200H160ZM159 199V197H158V200L159 201H162V199L163 198H160ZM185 200V201H184ZM11 201V200H10ZM94 201V200H93ZM184 201V202H183ZM189 201V202H190ZM242 201V202H243ZM3 202H4V200H3ZM66 202V203H67ZM92 204H93V202H92ZM182 204V205H183ZM66 206H68V205H66ZM186 206V205H185ZM190 206V207H191ZM2 208H6V209H9V208H11L10 206L8 207L7 206V204L4 202L3 203V207ZM67 208V207H66ZM66 208H64L65 209V212H67L68 214H70L69 212H68V210L66 209ZM154 208V207H153ZM152 208V209H153ZM5 209V210H6ZM11 209H9V212H11L10 211ZM154 210V209H153ZM161 210H162V208H161ZM178 210V209H177ZM189 210V209H188ZM163 211V210H162ZM13 212V211H12ZM173 212V211H172ZM210 212V211H209ZM14 213V212H13ZM16 213H18V214H20V215H22V217L25 219V223H26V225H27V228H26V232L27 231H29V230H31V229H33V228H35V226H34V224L32 223V221L27 217V216H25L24 214H21V213H19V212H15L14 214H16ZM162 213V212H161ZM170 213V212H169ZM252 213V212H251ZM170 216V215H169ZM181 216V215H180ZM96 218L98 217V216H95ZM102 218V217H101ZM104 218V217H103ZM160 218V217H159ZM64 219V218H63ZM152 219V218H151ZM97 220V219H96ZM101 220V222H103L104 224H107V225H109V221H112L113 220V216H111V215H109L108 217H106L105 219H100ZM74 221V222H73ZM137 221V220H136ZM135 224V223H134ZM140 224V223H139ZM5 227L7 228H9L10 227V224H8V223H5ZM40 225H41V223H40ZM131 225V224H130ZM48 227V226H47ZM57 228H59V229H57ZM147 229V228H146ZM247 230V229H246ZM253 230V229H252ZM33 231V230H32ZM36 231V230H35ZM66 231V230H65ZM142 231V230H141ZM152 231H154L153 233H151ZM245 231V230H244ZM25 232V233H26ZM34 232V231H33ZM31 233V232H30ZM36 233V232H35ZM52 233V234H51ZM78 233V232H77ZM77 233H76V235H77ZM244 233H246V232H244ZM32 234V233H31ZM81 234V233H80ZM82 234H84V233H82ZM94 234V233H93ZM34 235H38V233H36V234H34ZM87 235V234H86ZM252 235H253V238H254V240L255 239H261V240H263L264 239V229H260V230H255V232H253L252 233ZM43 236V235H42ZM45 236V235H44ZM58 236V235H57ZM117 237V238H116ZM263 237V238H262ZM94 238L96 239V236L94 235ZM35 239H36V236H35ZM39 239V237L37 236V240ZM83 239V240H82ZM89 239V240H88ZM119 239V240H118ZM120 239H122V240H120ZM129 239V240H128ZM91 240V241H92ZM81 241H83L82 243H79V242H81ZM262 242V241H261ZM51 243V244H52ZM92 243V242H91ZM94 243H95V241H94ZM240 245H242V246H244V244L243 243H241ZM91 246V245H90ZM138 246V247H139ZM147 247L148 246H150V245H146ZM91 247H93L94 248V250H96V251H98V254H99V256L100 255H102V254H104L105 252H106V249H105V247H104V245H103V242H101V241H99V239L98 240H96V243L94 244V245H92ZM134 247V248H135ZM153 247V246H152ZM123 248H121V249H123ZM150 248V247H149ZM131 251H133L134 249L133 248H131L130 249ZM89 252V251H88ZM88 252H85V254L86 253H88ZM53 256V255H52ZM160 260V259H159ZM157 261V259H155L154 260V263H152V264H156L155 262ZM180 261H182V259H180ZM179 263V262H178Z\"/></svg>", "mask_w": 264, "mask_h": 264}, {"label": "water", "instance_id": "95a60500", "mask_svg": "<svg viewBox=\"0 0 264 264\" xmlns=\"http://www.w3.org/2000/svg\"><path fill=\"white\" fill-rule=\"evenodd\" d=\"M6 0H0V32L3 31V30H7V29H13V28H16L18 26H20L21 24H23L24 22L26 23H29V19L28 17L22 13L21 11V1L20 0H13L11 1L10 4H4ZM205 2L206 1H212V2H215L216 4H219L220 2L224 3L225 5H228L229 6V3H227L228 1L227 0H204ZM203 0H197L198 2V5L200 6V9H202V2L204 3ZM65 4L67 5L68 7V15H67V18H65L63 20V22L67 25V26H74L75 30H73V32H71V43L69 44V47L72 46V43L75 41V35L74 33H77V36L78 38H82V37H87V34H88V31L90 32V30L92 29V27H98L99 30H101L102 32H107V33H112L111 36H121V33H126V29L129 25L133 24H146L147 25V30L149 31V37L153 36V33L151 31V22L150 21H140V20H125V21H122V22H119L117 23L116 25H109L107 24V22L105 20H102L100 18H96V19H93V20H89L87 22H85L84 24H81L79 23V21L77 20L76 18V14H75V10L73 9L72 5H71V1L70 0H64ZM233 5V4H232ZM13 11V12H12ZM247 11V14L249 13V10H245V12ZM248 16H250L248 14ZM204 22V20H203ZM255 26L257 23H254ZM259 30H261V32L264 34V29L261 28V26L259 27ZM95 33H97L96 29H95ZM93 36H96L97 35H93ZM144 39V38H143ZM143 42V40H142ZM145 46V45H143ZM253 50L255 51V48L253 47ZM67 55L68 57H70L72 60H73V56H71V54H69L67 52ZM215 58L218 59L217 56H214ZM130 61L132 60V55L128 58ZM225 59V58H224ZM128 60V62H129ZM225 60H230V59H225ZM104 63L105 61L104 60H101V63ZM213 66V65H212ZM210 65V61H205V64H203V68H206L208 67L209 71L212 70V67ZM108 68V66H107ZM108 70V69H107ZM110 71V75L109 76H113L112 75V72L111 70H108ZM103 79V78H101ZM100 80V79H99ZM98 80V81H99ZM108 80H110V77H108ZM94 83H97V81H94V82H89L87 84V87H89L90 85L94 84ZM213 83V82H212ZM214 86L218 87L217 84H214ZM118 96L121 97V94L122 92H119L117 93ZM75 97L76 96H72L70 100H66V101H63V100H50V99H46L47 101H42V103L40 104V108L42 107H50V106H66V105H69V104H72L76 107H78L80 109V123H84L87 125L88 127V130L93 134L95 135L97 138H102V139H107V138H114V137H119V138H115L117 140V143H120L123 145V142L121 141L122 139L126 140L125 142H127V140H133L135 139V137L137 138L138 136L136 135H130V133L128 132V129L129 127L127 126V121L124 120L123 121H120L119 117L118 119L115 118V120H113V122L111 123V125L106 128L105 130H96V128L92 125H89L87 124L86 120H85V105L84 104H81L79 102H76L75 101ZM248 104H251L254 108H256L257 110L259 111H263L264 112V107L263 105L259 104V103H254V102H247ZM186 116V115H184ZM183 115L182 116H179V118H183L184 117ZM164 117V116H163ZM122 118V117H121ZM263 121H264V118H263ZM256 122H254L255 124ZM126 124V125H125ZM253 124V125H254ZM190 132V131H189ZM191 134L189 133V136ZM257 138L256 144L258 145H253L251 147H248L245 151H240V153H238L239 157H241L242 154L247 155V154H252L251 152L254 150V151H258V155H255V156H250V157H245V158H241V162L242 163H247L249 162V159H253L254 157L256 156H260L262 153H264V142H261L260 140H262V137L255 133L254 134ZM0 137L3 138L2 142L4 144H8V143H18L20 144L22 147L26 148L27 150H29L30 146L26 143L25 139H23V135L20 134L19 136H11L9 135L7 132H5L4 129L0 128ZM191 138H193L191 136ZM194 140V141H193ZM193 140H191V142H194V143H197L198 141L195 140V138H193ZM263 144L262 146H259L260 144ZM30 151V150H29ZM234 159H237V158H234ZM233 159V160H234ZM232 160V161H233ZM231 161V162H232ZM89 176V175H88ZM86 180V179H85ZM79 183V182H77ZM82 183L84 185H86L87 183L84 181V178H83V181ZM105 185L104 187L107 188V184L105 182ZM71 187V186H70ZM69 187V188H70ZM82 189H84V191H86L87 189H85L86 187L84 186H81ZM90 187V186H88ZM89 191L92 192V188H89ZM72 203V202H71ZM70 202H67V205H68V208L71 204ZM82 206V204H81ZM107 205H101V207H99L97 210L100 211L101 209L103 208H106ZM70 210V209H69ZM91 214L89 212V218H90ZM71 234H68V233H60V238H65V239H69ZM74 236V235H73ZM119 245H122V243H120ZM59 247V246H57ZM11 248L15 249L16 247L11 246ZM56 247L55 246H51V249H55ZM185 259L187 262L190 261L191 262V259L189 256H179V257H175V258H143V259H139V256H135L132 255V254H125L122 253V254H112V253H109L107 256H104L103 259H100V261L96 262L95 264H152L154 263V260L157 259V260H162V261H166L165 263H168L170 261H175L177 262L178 260L180 259ZM185 260L183 262H179L178 264H185ZM58 260H55L53 257H52V254H51V264H57ZM38 264V263H36ZM40 264V263H39Z\"/></svg>", "mask_w": 264, "mask_h": 264}, {"label": "crops", "instance_id": "0c3cea01", "mask_svg": "<svg viewBox=\"0 0 264 264\" xmlns=\"http://www.w3.org/2000/svg\"><path fill=\"white\" fill-rule=\"evenodd\" d=\"M259 1H261V4L259 5L258 3H257V0H251V5L253 6V8H254V10H255V12L258 14V16H259V18L261 19V24H260V26H261V28L262 29H264V3H262V2H264V0H259ZM258 9V10H257ZM228 29V28H227ZM250 29V28H249ZM217 33V32H216ZM218 35H219V33H217ZM214 35V34H213ZM256 35V34H255ZM213 36L211 35V38H212ZM260 37L261 38H263L264 37V34L261 32L260 34H257L256 36H255V40L253 39V40H250L249 42H248V40L247 41H242L243 43H245V45L247 46V49L248 48H253L255 45H257V43L259 44V42H257V40L258 39H260ZM243 39H244V37H243ZM230 43H232V42H230ZM264 39L263 40H261L260 41V44H259V53H260V56H261V62H260V64H262L263 65V59H264ZM210 44H212V45H214L213 44V42L211 41V43ZM262 44H263V46H262ZM211 45V46H212ZM258 46V45H257ZM255 48V47H254ZM212 49L214 50V52H215V54H216V51H219V50H217V48H214L213 46H212ZM250 50V49H249ZM209 54V53H208ZM59 56H60V54H58ZM216 55H219V54H216ZM222 55H234L233 54V52H232V54H222ZM249 55V57H248V59H250L251 58V54H248ZM236 57V56H235ZM213 62V61H212ZM256 64H258L259 66H260V64H259V61H258V63H256ZM262 65H261V69H262ZM134 66V74L133 75H131V76H129L128 75V77H127V83H128V85H131V84H134V85H136L137 83H139V82H137V80H138V74H136V72H135V63L132 65V67ZM140 83L141 84H149V81H147V80H144L143 82L142 81H140ZM159 92V91H158ZM160 93V92H159ZM150 99H144L143 101H141V103H139L135 108H136V111H138V112H140V113H142V115H144V117L147 115L148 116V114L147 113H145L144 111H146V110H144L145 109V107L142 105L143 103H146L147 101H149Z\"/></svg>", "mask_w": 264, "mask_h": 264}]
</instances>
